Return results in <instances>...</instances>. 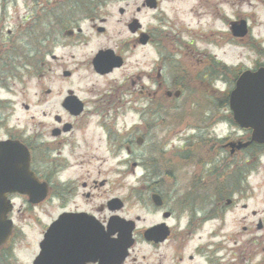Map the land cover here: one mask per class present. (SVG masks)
Wrapping results in <instances>:
<instances>
[{"label":"flooded vegetation","instance_id":"1","mask_svg":"<svg viewBox=\"0 0 264 264\" xmlns=\"http://www.w3.org/2000/svg\"><path fill=\"white\" fill-rule=\"evenodd\" d=\"M16 1L0 0V84L45 77L59 62L65 84L38 85L21 103L23 124L12 125L0 101V144L24 146L39 193L37 202L7 195L13 227L0 264H264V142L252 141L264 98L233 96L243 74L264 81V0H191L189 11L203 10L207 22L159 14L146 29L140 15L157 12L158 1L108 10L93 0H32L27 26L11 27L5 11ZM108 11L130 45L109 31ZM56 46L84 48L85 58L69 68ZM99 54L120 66L98 73ZM62 217L86 234L76 247L48 234ZM18 220L36 229L24 247Z\"/></svg>","mask_w":264,"mask_h":264},{"label":"rangeland","instance_id":"2","mask_svg":"<svg viewBox=\"0 0 264 264\" xmlns=\"http://www.w3.org/2000/svg\"><path fill=\"white\" fill-rule=\"evenodd\" d=\"M54 1V0H53ZM145 0H104L105 3H108L111 5V8H107L108 10L116 9L117 7H125L126 4L131 5L133 8L137 5H140ZM159 5V10L157 12L153 11H143L140 15L141 22L143 25V28L146 29L148 26H154L155 21L154 17L159 18V14L165 15L166 18L175 19L177 23L180 22L184 24H190L191 26H199L200 23L207 22L209 19L204 17L203 10L194 8L193 11H189L188 4H192L193 2L191 0H157ZM32 0H17L15 6H10L5 11L6 20L7 22H10V26L13 27L17 24H24L27 26V22H24V17L27 16L28 7L31 6ZM102 12H106L105 10H102ZM114 16L110 19L108 23L109 31L111 33L113 32H120L123 36V39L127 40L128 45L131 43V34L127 31L126 25L124 23L116 24V21L119 19V16L117 15V12H110ZM155 14V15H154ZM88 24L82 25V28L88 29ZM89 30V29H88ZM87 32V31H86ZM85 32V34H86ZM96 40L92 38L91 44L94 46L96 44ZM58 47V46H56ZM228 51V50H224ZM232 53L234 51H240V49H232ZM70 52L73 55H75L74 60H67V53ZM56 56H62L64 53L65 58L63 61L70 62L72 65L69 68H73V65H76L78 61H81L85 58L86 49L84 48H75L72 50L63 49L58 47L54 51ZM134 60H135V52L132 51L130 53L129 58V66H127L128 71L133 72L134 68ZM50 61V59H48ZM60 64V62L58 63ZM57 63H52V72L45 75V77H39V76H24L21 78H17L14 83L12 80H7L6 84H0V101L4 103V106H8L10 111L12 110L10 123L13 125H16V122L19 121L20 124H23V121L25 119V112L22 110L21 103L23 102H29L31 100L35 99V93L38 91V85L42 84H60L63 83L59 80L58 74L60 72V69H57L56 66ZM123 72V71H121ZM115 73L114 77L120 78V73ZM83 72H80V75H82ZM87 80L84 79L82 83H86ZM95 82L94 78H90V83ZM99 83H102L103 81L98 80ZM1 83V82H0ZM65 84V83H63ZM27 116V114H26ZM133 123V119H130L127 121V126L131 125ZM149 155H144L143 159H147ZM128 160H136V157H127ZM133 177L132 175L127 176V182H128V191L131 189L129 186V182L132 181ZM16 205L20 203V200H15ZM138 211L136 209L131 210V215H134ZM17 226L22 229V231L26 234L25 240L23 239L21 242V246L24 247L26 245L27 241H31L32 235L36 232V229L34 226L29 225L24 220H18Z\"/></svg>","mask_w":264,"mask_h":264},{"label":"water","instance_id":"3","mask_svg":"<svg viewBox=\"0 0 264 264\" xmlns=\"http://www.w3.org/2000/svg\"><path fill=\"white\" fill-rule=\"evenodd\" d=\"M147 7L155 9L157 2L156 0H145L144 2ZM114 66H120L119 63L114 62L113 57H103L99 54L93 60V67L98 73L109 72ZM244 91L249 94L260 95L261 99L264 98V81L261 85L251 78L247 74H243L236 86L233 96L239 91ZM179 92L176 93L178 95ZM256 110L260 112L261 120L260 124L264 126V103L260 102L255 105ZM252 141L256 143L264 142V127L255 130L254 137ZM28 152L18 143H1L0 144V246L4 244L11 231L12 222L7 218L8 212L12 209V204L10 200L7 199V194L19 193L28 194L33 202L38 200L37 185L33 183L35 180H29V170H28ZM65 224H68L71 231H65ZM78 222L76 218H66L62 217L56 221L50 228L48 234H52L57 239L56 243L66 245V247H76L78 244L79 237H86V234H81L78 232ZM64 238H69V241H65ZM125 239L123 237L121 241L122 247H128L131 244V234L128 232Z\"/></svg>","mask_w":264,"mask_h":264},{"label":"trees","instance_id":"4","mask_svg":"<svg viewBox=\"0 0 264 264\" xmlns=\"http://www.w3.org/2000/svg\"><path fill=\"white\" fill-rule=\"evenodd\" d=\"M95 2H99V0H95Z\"/></svg>","mask_w":264,"mask_h":264}]
</instances>
